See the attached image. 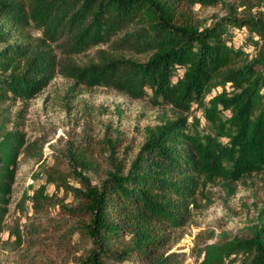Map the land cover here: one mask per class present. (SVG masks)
<instances>
[{
	"label": "trees",
	"instance_id": "1",
	"mask_svg": "<svg viewBox=\"0 0 264 264\" xmlns=\"http://www.w3.org/2000/svg\"><path fill=\"white\" fill-rule=\"evenodd\" d=\"M219 4L226 14L210 24L193 9ZM242 33L240 44L231 41ZM100 44L112 50L100 62L59 66L57 48L78 54ZM0 45V233L19 159L43 158L44 141L27 138L23 108L11 107L36 97L59 71L153 105L200 107L205 129H190L181 115L146 126L128 164L114 156L118 140H108L104 169L87 147L67 148V171L56 162L41 169L64 196L40 184L21 200L35 214L56 206L59 220L15 230L17 244L27 237L64 264H187L174 245L190 226L200 243L194 264H264V197L252 213L244 204L250 216L235 234L190 224L208 186L229 198L236 183L264 175V0H0Z\"/></svg>",
	"mask_w": 264,
	"mask_h": 264
},
{
	"label": "rangeland",
	"instance_id": "2",
	"mask_svg": "<svg viewBox=\"0 0 264 264\" xmlns=\"http://www.w3.org/2000/svg\"><path fill=\"white\" fill-rule=\"evenodd\" d=\"M224 2L236 5L237 0ZM193 9L204 24H210L216 17L226 14L227 10L220 4L207 7L197 5ZM239 10L240 8L237 12ZM34 35L39 37L40 33L34 32ZM243 37L244 33L238 34L231 41L238 45ZM105 51L112 52L103 44L78 54H69L64 49L57 48L59 66L64 63L85 65L100 62ZM248 52L253 53L251 50ZM119 55L138 61L147 58L146 55L128 51L120 52ZM219 90L220 87L214 88L206 97ZM20 108H23L22 129L27 138H41L44 141L43 158L41 161L24 157L19 159L8 214L4 229L0 233V264H33L44 260L56 264L66 262L64 257L56 255L57 251L28 245L27 237L23 238L21 245L17 244L15 230L25 231L31 224H39L44 230L49 225V220H59L56 206L50 205L44 212L35 214L30 208V202L23 204L21 200L25 192H31V185L40 184H45L48 195L59 198L64 196L61 190L58 191L52 184L45 182L41 169L56 162L61 170L67 171V148L87 147V151L92 153L100 168L104 169L109 161L108 140H118L114 156L128 164L144 141L143 129L146 126L160 124L181 115L186 116L190 129H205L203 109L200 107L193 106L189 112H182L166 104L153 105L147 98L131 99L124 93L106 86L88 87L75 83L74 79L59 71L36 97L24 104L15 102L11 110L16 114L15 111ZM91 179L93 182L97 180L94 175H91ZM207 195L210 197V203L205 199ZM263 197V174L254 175L245 183H236L235 193L229 198L220 186L210 185L205 193L198 197L196 203L201 206L191 211L190 224L215 232L226 231L235 234L250 216L246 213L244 204L249 206L251 212L252 204H260L259 201ZM65 201L69 202L70 197H66ZM174 246L178 252L183 253L184 263L194 264L200 243L193 236L190 226L177 231V242Z\"/></svg>",
	"mask_w": 264,
	"mask_h": 264
}]
</instances>
